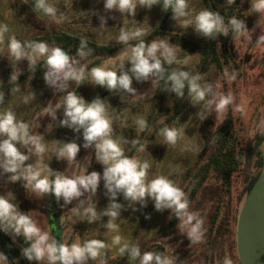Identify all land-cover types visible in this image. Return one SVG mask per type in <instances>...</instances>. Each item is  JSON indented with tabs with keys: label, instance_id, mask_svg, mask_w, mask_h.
Segmentation results:
<instances>
[{
	"label": "rangeland",
	"instance_id": "rangeland-1",
	"mask_svg": "<svg viewBox=\"0 0 264 264\" xmlns=\"http://www.w3.org/2000/svg\"><path fill=\"white\" fill-rule=\"evenodd\" d=\"M48 2L57 8L58 14L62 13L63 18L59 22L43 13L33 12L32 0H0V24L7 25L9 29L0 41L2 81L12 82L9 79L12 71L19 73L18 78L30 69L25 59L16 62L13 67L7 48L10 36L24 43L34 37L65 31L100 43H119L117 36L123 25L125 28H134L135 25L143 28L145 34L138 38L140 39L155 29L160 20V12L155 5L151 8L138 5L135 15L125 19L115 11L105 13L103 0H48ZM186 2L189 14L175 19L172 16L170 19L169 32L172 36L168 39H157L155 42L163 41L172 47L176 56V61L172 63L174 68L183 70L187 67V72L190 74H200L201 55L196 48L194 49V45L207 40V37L195 32L191 21L197 12L204 9V5L202 0H186ZM214 3L218 9H225L230 5L226 0H214ZM243 4L248 16L246 28L250 33L245 34L248 39L245 36L241 39L239 55L244 61L242 77L240 79L236 76L235 79L217 77L212 67L207 73L200 74L202 77L200 83L210 84L215 91L233 97L229 105L233 113L240 116L245 143L248 145L252 143L255 133L260 131L258 125L264 121V41H257L264 33V14L261 15L258 27V14L250 9V0H243ZM101 15L105 17L104 28H100L98 17ZM127 47L111 56L100 58V63L96 66L117 73L127 72L130 64L126 57L119 56ZM157 56L164 60L163 49L158 50ZM76 59L80 60L79 57ZM94 59L86 57L80 60L85 71ZM45 71L44 66L35 70L14 91L2 110V112L11 110L18 120L28 124L29 133L45 144L46 150L42 154H37L32 145H17L18 149L29 157L25 164L36 163L41 169L42 176L49 174L44 165H47L50 171L69 177L80 175L84 169L86 174L94 171L102 175L103 165L95 159L94 148L82 147L84 143L82 129L73 131L67 126H61L60 121L64 118L63 108L56 110L55 119L44 111L49 103L55 106L65 94L57 91L55 86L45 83ZM85 75L87 76V73ZM76 87L74 82H70L66 91L74 92ZM130 87L134 89L133 93L119 89L108 90L103 86L87 82L81 97L86 103L95 98L105 102L106 113L113 121V139L120 142L123 153L136 148L131 157L148 163L146 182L156 176H165L177 187H181L188 199L189 180L184 182V175L187 170L197 167L202 136L216 128L226 114L228 106L223 112L216 113L213 104L209 108V114L201 120L196 114L202 110L203 102L193 105L187 92L183 97H177L168 90L165 98L159 101L157 98L159 83L151 76L147 81H137L132 78ZM178 111H181L180 114L171 123L163 124L168 115ZM137 117H143L147 122V128L143 132L138 131L134 122ZM164 126L178 129L179 135L175 145L162 144L164 141L158 132ZM134 140L138 142L135 145L132 143ZM67 142H75L78 145L75 160L70 163L55 156L58 147L56 143ZM141 144H145V151L138 150ZM261 151L264 155V143ZM250 173L252 174V167L246 164L245 174L239 179V192L244 187L243 179H246V175ZM7 175L0 173V195L11 193L17 208L29 213L41 230L48 231L56 239L58 235L60 242L66 245L83 243L91 239L106 242V248L103 250L105 254L94 261H88V264H101L102 260L104 264H136L138 259H130L127 254L121 257L116 251L117 246L111 244L112 236L117 233L108 232L104 227L108 217L100 216L96 221L88 223L71 212L80 201H84V206L92 202L98 214L108 207L111 201L107 189L99 187L102 180L99 181L95 194L91 196V201H88L89 194L84 193L81 197L64 204L63 198L57 200L52 194L42 197L33 194L31 190L24 188L22 180L9 182ZM235 189L234 186L233 190ZM114 202L121 205L115 222L119 225L118 234L122 237V242L127 241L130 245L138 246L139 249L143 248L144 251L151 243L161 241L165 244V255L169 257L173 255L177 264H222L225 256L230 258L231 264H237L234 252L231 248L229 250L227 236L222 238V243L219 245H214L210 236V216L217 202H227V197L222 194L217 182L212 180L207 187L201 189L194 200L189 202L188 211L202 220L204 231L203 241L196 244H191L182 232L186 229H179V221L174 231H168L167 227L173 218V213L169 209L157 211L151 199L146 197L145 206L141 207L139 203H130L122 193H117ZM52 205L57 224L54 231L51 227L50 215ZM165 231L167 233L163 235Z\"/></svg>",
	"mask_w": 264,
	"mask_h": 264
},
{
	"label": "clouds",
	"instance_id": "clouds-1",
	"mask_svg": "<svg viewBox=\"0 0 264 264\" xmlns=\"http://www.w3.org/2000/svg\"><path fill=\"white\" fill-rule=\"evenodd\" d=\"M226 2L232 4L234 0H226ZM138 5L151 8L156 5V0H103V11L118 12L126 19L135 15ZM250 5L252 12L258 14L257 26L259 27L261 15L264 14V0H250ZM162 8L166 11L170 9L174 19L189 14L186 0H163ZM32 11L36 14L43 13L57 22L63 18L62 13L58 14L57 8L48 0H32ZM98 18L100 28H104L105 17L101 15ZM185 23L189 22L185 21ZM191 23L195 32L207 38H212L214 34L216 37L219 33L227 35L228 26L234 37L250 33L243 19L230 17L226 26L224 17L208 8L197 12ZM8 30L7 25L0 24V41ZM144 34L145 31L140 26L125 28L123 25L119 29L117 40L127 45L129 41L138 39ZM245 38L249 37L245 36ZM257 41H264V33L258 37ZM7 48L13 67L16 62L25 59L29 68L34 70L37 62L43 58V66L46 68L45 83L55 86L57 91L65 92L62 100L55 106L49 103L44 111L55 119L56 110L63 108L64 118L60 121L61 126H67L73 131L82 129L84 141L82 147H93L95 159L103 165L102 175L94 171L86 174L84 169L80 175L74 177L50 171L48 166L44 165L49 174L42 176L41 169L36 163L25 164L29 157L21 152L17 145H32L37 154H42L46 150L45 144L29 133L27 123L18 120L11 110H6L0 112V173L8 174L9 182L22 180L24 188L31 190L33 194L40 197L52 194L57 200L63 198L64 204H68L84 193L89 194L88 201H91L99 181L103 180L111 201L108 207L98 214L92 202L84 206V201H80L71 209V212L88 223L96 221L100 216L108 217L104 227L108 232L117 233L112 236L111 244L117 246L116 251L121 257L127 254L130 259H138L139 264H177V262L173 255L169 257L149 251L141 253L138 246L130 245L127 241L122 242V237L118 234L119 225L115 222L121 208L120 204L114 202L117 193H122L130 203H139L141 207L145 206L147 197L153 201L157 211L171 210L180 222L179 229H186L182 232L191 244L203 241L202 220L188 211L189 202L186 194L165 176H156L146 182L148 163L124 155L120 142L112 137L113 121L106 113L105 102L95 98L86 103L75 92L66 90L70 82L79 86L87 80L108 90L119 89L133 93L134 89L130 87L132 78L137 81H147L151 76L157 80L164 79L165 88L175 93L177 97H183L187 89L193 105L203 102L202 110L196 114L201 120L209 114V108L213 104L216 113L223 112L233 101L230 94L219 93L210 84H201L202 77L199 73L190 74L183 70H173L165 77L163 75L165 69L157 56L158 50L163 49L164 62L167 64L174 63L176 56L172 47L163 41L160 43L153 41L146 46L140 40L121 52L119 56L126 57L130 64L127 72L117 73L106 70L102 66H96L87 70V76L80 60L89 56L92 50L88 48L87 41L84 39H81L74 56H70L61 47H50L44 41L21 43L14 36L8 38ZM18 74L17 71H12L9 79L16 81ZM224 75L228 79H235V73L229 75L225 72ZM134 122L139 132L147 128V122L143 117H137ZM258 128L264 131V121L260 122ZM158 135L163 138L162 144L175 145L179 131L175 127L164 126L159 129ZM132 143L135 145L138 142L134 140ZM56 144L58 145L55 151L56 158L64 159L68 163L74 162L78 145L75 142ZM138 150L145 151V144H141ZM13 200L11 193L0 195V233H11L13 236L23 238L26 246L21 249V255L27 261L34 264H88V261H94L105 254L103 250L106 248V242L100 239L76 242L71 245L60 241L58 243L48 231H43L36 225L29 213L20 211ZM7 260L6 255L0 253V264H7ZM101 264H104L103 260ZM222 264H231L230 258L225 256Z\"/></svg>",
	"mask_w": 264,
	"mask_h": 264
},
{
	"label": "trees",
	"instance_id": "trees-1",
	"mask_svg": "<svg viewBox=\"0 0 264 264\" xmlns=\"http://www.w3.org/2000/svg\"><path fill=\"white\" fill-rule=\"evenodd\" d=\"M202 2L204 8L216 11L223 16L226 26L228 19L233 16L243 19L245 25H247L248 16L243 0H234V3L230 4L225 9H218L214 0H202ZM162 4L163 0H156L155 8L160 12V20L157 27L145 37L130 41L127 45L121 42L100 43L65 31L54 32L48 36L34 37L26 42L46 41L52 47H61L70 56H74L81 39L86 40L88 48L92 50L91 54L87 57L95 58L86 68V74L88 69L100 63V58L111 56L126 46L135 45L140 40L147 46L157 39L170 38L172 34L169 32V22L172 18V14L170 9L168 11L164 10ZM215 35L216 34H214L212 38H207V40L194 45V49L196 48L201 55L200 74L207 73L213 67L217 77L225 78L224 73L227 72L229 75L235 73L237 79H240L242 77L244 61L239 55V50L243 36L234 37L230 26L227 28V35H223V33H219L216 37ZM175 37L178 38L177 36ZM161 62L162 67L165 69L163 74L165 77L169 72L177 70L174 68L173 64H167L163 59ZM42 66L43 59L37 63L34 70L29 69L27 72L20 75L16 81L8 83L7 80L2 81L0 79V112L5 108L14 91L24 83L35 70ZM187 70V67L183 68V71ZM158 83L157 98L159 101H162L168 90L165 88L164 79H159ZM86 84L87 80L77 86L74 92L81 97ZM186 92L187 89H185V93ZM180 112L181 111H178L168 115L163 121V124L171 123ZM241 124L240 116H236L230 105H228L226 114L216 128L211 133L202 136L197 167L187 170L184 175V182L185 180H189L187 187L189 191L188 202L194 200L201 189L207 187L212 180L217 182L222 194L226 195L227 202H217L210 216V236L213 239L214 245L222 243V238L227 236L229 250L231 248L234 252L237 264H239V258L235 243V227L238 209L264 169V155L261 151L264 143V131L255 133L252 143L246 145ZM135 149L136 148H133L130 152L124 153V155L132 156ZM246 164L251 165L252 174L246 175V179H243L244 187L239 192L238 183L240 182L239 179L245 174ZM234 186L236 187L235 191L233 190ZM99 187H104L103 180ZM179 188L181 189V187ZM178 221L179 220L173 214V218L167 230L174 231ZM165 233H167V231H165L163 235ZM25 246L26 243L22 237L13 236L11 233H0V253H4L8 258L7 264H34V262H29L22 257L21 249ZM140 251L141 253L146 251L158 252L163 255L166 253L165 244L161 241L151 243L144 251L143 248H140ZM136 264H139L138 260Z\"/></svg>",
	"mask_w": 264,
	"mask_h": 264
},
{
	"label": "water",
	"instance_id": "water-1",
	"mask_svg": "<svg viewBox=\"0 0 264 264\" xmlns=\"http://www.w3.org/2000/svg\"><path fill=\"white\" fill-rule=\"evenodd\" d=\"M50 213L54 231L57 224L53 205ZM235 243L239 264H264V169L239 206Z\"/></svg>",
	"mask_w": 264,
	"mask_h": 264
}]
</instances>
